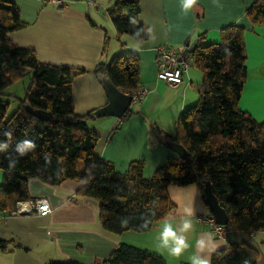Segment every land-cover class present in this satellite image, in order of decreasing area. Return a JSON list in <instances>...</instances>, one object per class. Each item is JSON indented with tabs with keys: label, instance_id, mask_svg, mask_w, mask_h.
I'll return each mask as SVG.
<instances>
[{
	"label": "trees",
	"instance_id": "16d2710c",
	"mask_svg": "<svg viewBox=\"0 0 264 264\" xmlns=\"http://www.w3.org/2000/svg\"><path fill=\"white\" fill-rule=\"evenodd\" d=\"M108 13L118 34L134 39L136 28L147 32L138 20V0H115ZM245 15L251 26L264 27V0H256ZM130 16L138 20L135 28L129 25ZM24 28L14 3L0 0V145L8 144L7 151L0 152L1 211H13L17 202L31 200L27 191L30 180L51 187L76 181L80 184L77 196L97 201L98 222L104 232L116 236L129 231L142 234L175 213L167 195L169 186L196 185L203 200L208 182L228 215L226 228L264 232V122H255L237 108L247 74L244 27L227 26L220 31V43L205 44L199 37L188 48V62L203 73L204 88L196 104L178 116L175 136L168 140L181 145L189 157H168L148 179L142 176L141 161L132 162L121 174L94 155L97 135L87 129L92 112L76 115L72 103V79L84 71L40 63L32 50L14 46L8 34ZM147 39L142 35L143 42ZM94 73L107 76L125 94L140 89L136 54L117 55L107 64H98ZM28 76L21 99L6 92ZM10 99L16 101L17 108L7 116ZM27 108L50 113L51 121L34 118ZM130 114L128 111L125 117ZM5 131L12 132L11 140L3 136ZM23 140L33 141L36 148L18 158L16 167L9 170L7 156L16 157V144ZM92 165L89 183L82 185L80 181ZM125 218L129 223L122 228L120 221ZM145 223L148 227L142 228ZM257 260L252 247L230 244L212 255L211 264H257ZM93 264L167 263L156 254L120 244L107 260Z\"/></svg>",
	"mask_w": 264,
	"mask_h": 264
},
{
	"label": "crops",
	"instance_id": "0c3cea01",
	"mask_svg": "<svg viewBox=\"0 0 264 264\" xmlns=\"http://www.w3.org/2000/svg\"><path fill=\"white\" fill-rule=\"evenodd\" d=\"M11 1L25 24L24 29L8 34L14 46L32 50L40 63L84 71L71 83L76 115H86L107 104L94 73L98 64H107L120 54L133 53L139 57V86L149 90L145 99L132 104L131 114L122 119L87 120V129L97 135L94 155L111 163L118 173H125L132 162L141 161L142 176L148 179L168 157L176 156L165 142L174 138L178 116L196 104L204 88V75L191 62H187L179 86L158 81L156 58L160 46L187 51L199 37L205 44H218L223 28L244 27L247 74L237 108L255 122H264V27L251 26L245 15L256 0H198L187 14L181 11L180 0H138L139 22L146 29L151 27L156 35L155 42L148 37L139 51L134 50L132 37L118 34L114 28L108 10L115 0H94L96 7L85 0H68L62 11L47 0ZM2 175L0 170V184ZM79 187L76 181H64L57 187L38 180L28 181L29 198L46 199L51 213L43 218L6 215L0 222V264H93L107 260L120 244L156 254L167 264H191V257L197 253V241L201 239L215 243L211 257L230 244L244 243L256 250L257 264H264V232L232 231L226 239L216 238L199 220L209 211L196 185L167 188V195L176 207L175 213L167 217L172 218L173 226L178 229L181 218L191 212L188 218L193 228L186 234L190 247L179 258L158 248L164 220L142 234L106 233L98 222L97 201L77 196Z\"/></svg>",
	"mask_w": 264,
	"mask_h": 264
},
{
	"label": "clouds",
	"instance_id": "9594fccd",
	"mask_svg": "<svg viewBox=\"0 0 264 264\" xmlns=\"http://www.w3.org/2000/svg\"><path fill=\"white\" fill-rule=\"evenodd\" d=\"M198 0H180L181 4V11L184 14L191 12L197 6ZM138 24V20L136 17H129V25L134 27ZM134 40L135 44L133 45L134 50L139 51L142 49L144 42L142 40V35H147L152 42L156 41V35L154 30L149 27L147 32H144L143 29L136 28L134 31ZM3 136H5L8 140L12 138L11 131L3 132ZM8 148V144L4 143L0 145V152H6ZM36 145L33 141L30 140H23L16 144L15 153L17 154L16 157H13L10 153L7 156L8 159V168L12 170L16 167L18 163V158L27 155L29 152L34 151ZM63 158H60L62 161ZM95 165H92L89 169H87V176L80 181L82 185L87 186L89 180L92 176V169ZM63 171V170H61ZM191 216V212H186L185 216L182 217V223L180 224L179 228L173 226L171 219L172 218H165L161 231L159 233V244L158 248L161 250H166L170 256L179 258L184 254L185 251L190 247L188 244V237L187 233H189L192 228L193 224L191 219L188 217ZM128 219H121L120 227L126 228L128 226ZM142 228H147L148 223L141 225ZM216 245L212 241L206 242L205 240L201 239L197 241V253L191 257V264H211V253L215 251Z\"/></svg>",
	"mask_w": 264,
	"mask_h": 264
},
{
	"label": "built area",
	"instance_id": "2783aa9c",
	"mask_svg": "<svg viewBox=\"0 0 264 264\" xmlns=\"http://www.w3.org/2000/svg\"><path fill=\"white\" fill-rule=\"evenodd\" d=\"M89 5L94 6V0H85ZM49 5L62 11L68 3V0H47ZM189 56L186 50H175L166 45L160 46L157 49L156 67L157 80L164 82L170 86H179L182 82V74L186 69ZM149 94V90L141 88L138 91L128 94L132 98V104L140 103ZM131 104V105H132ZM51 213L49 204L46 199H34L30 201H20L16 203L13 211L5 214L0 210V222L8 216L34 215L37 217H47ZM199 220L209 228V231L218 239H226L232 230L226 226H220L215 223L213 216L210 213L202 215Z\"/></svg>",
	"mask_w": 264,
	"mask_h": 264
},
{
	"label": "water",
	"instance_id": "95a60500",
	"mask_svg": "<svg viewBox=\"0 0 264 264\" xmlns=\"http://www.w3.org/2000/svg\"><path fill=\"white\" fill-rule=\"evenodd\" d=\"M96 78L107 97V104L93 111L91 113V118L93 120H98L102 118L122 119L125 117V114L130 110V106L132 104L131 96L116 89L107 76L98 74L96 75ZM28 111L38 120L44 122L51 121L50 113L31 109H28ZM165 146L181 160L189 157V153L181 145L173 141L167 140L165 142ZM203 203L207 207L209 213L213 216L217 225H228V215L218 203V200L212 193L208 182L205 183L204 187Z\"/></svg>",
	"mask_w": 264,
	"mask_h": 264
},
{
	"label": "rangeland",
	"instance_id": "374dc122",
	"mask_svg": "<svg viewBox=\"0 0 264 264\" xmlns=\"http://www.w3.org/2000/svg\"><path fill=\"white\" fill-rule=\"evenodd\" d=\"M94 7H96V6H94ZM28 83H29V76L25 77L23 80L17 82L15 85L10 86L6 90V92L8 94L15 96L16 98L21 99L24 95V89L27 87ZM10 102H11V104H10L7 116L11 115L17 108V103H16V101H14V99H10ZM130 109L133 110L134 107L132 106ZM131 234L135 235V233H131ZM129 238L127 237V239H128L127 241H131ZM131 243H134V241H131ZM133 245H135V243Z\"/></svg>",
	"mask_w": 264,
	"mask_h": 264
}]
</instances>
